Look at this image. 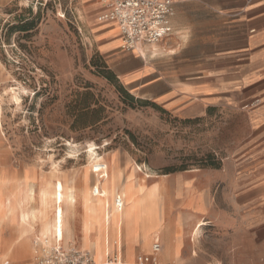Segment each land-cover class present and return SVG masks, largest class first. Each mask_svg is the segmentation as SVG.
<instances>
[{"label": "rangeland", "instance_id": "rangeland-1", "mask_svg": "<svg viewBox=\"0 0 264 264\" xmlns=\"http://www.w3.org/2000/svg\"><path fill=\"white\" fill-rule=\"evenodd\" d=\"M99 4L10 0L0 6V199L7 201L0 210V264L36 263L37 237L18 219L23 209L38 207L42 189L60 179L77 180L80 190L93 192L106 173L125 178L132 172L135 185L161 188L144 201L145 227L124 229L121 264H138L139 256L149 255L156 231L162 251L171 252L164 262L160 252L157 264H247L257 255V243H264V178L246 146L253 121L226 107L187 118L144 97L161 86L134 96L148 69L132 52H100V41L114 29L99 21ZM183 11L189 15L179 25L193 27L196 10ZM115 38L125 44L117 31ZM135 54L147 61L154 56ZM113 57L121 71L137 72L134 80L117 77ZM176 69L161 63L157 70L174 75ZM91 147L103 158L94 168ZM65 210L64 233L72 240L62 246L89 251L95 264H117L116 240L106 241L98 226L83 234L80 201L74 212ZM102 219L98 208L99 226ZM136 242L142 251L133 255Z\"/></svg>", "mask_w": 264, "mask_h": 264}, {"label": "crops", "instance_id": "crops-1", "mask_svg": "<svg viewBox=\"0 0 264 264\" xmlns=\"http://www.w3.org/2000/svg\"><path fill=\"white\" fill-rule=\"evenodd\" d=\"M9 1L0 0V6ZM172 2L169 20L173 32L168 37L156 44H140L133 50H127L123 48L121 40L115 38V32L119 33L118 28L109 24L107 28L114 30L107 32L100 41V52H123L115 57L132 52L130 55L141 59L148 69L146 83L135 87L133 95H142L143 89L161 86V91L146 93L144 97L154 104L176 110L187 118L205 115L209 109L215 107L244 111L254 123L251 136L246 142L247 150L254 154V163L264 178V0ZM191 6L196 10L193 13L195 23L193 27H183L179 25L178 20L189 15L183 9ZM97 9H103L100 14L105 12L104 5L99 4ZM146 51L154 52L155 57L152 56L147 61L143 56L135 54ZM156 52L167 54L159 56ZM115 57L111 58L114 61L113 71L121 81L130 83L135 79L137 72L121 71ZM161 63L176 67L177 72L174 75L162 74L157 70ZM248 182L246 181L245 185ZM198 197L199 193L195 198ZM81 226L85 234L84 212ZM157 242L161 243L155 240L154 244ZM61 243L63 244V241ZM257 245V255L248 260L247 264H264V250H260L264 243L259 242ZM153 246L149 255H153ZM70 247L76 248H64ZM162 248L161 245V250ZM131 250L135 255L136 251H142V248L139 244H134ZM128 252L129 246L125 245L124 259L128 257ZM159 253L155 254L157 261L160 259ZM5 261L27 264L10 259L3 260L1 264ZM28 264H33V261Z\"/></svg>", "mask_w": 264, "mask_h": 264}, {"label": "bare ground", "instance_id": "bare-ground-1", "mask_svg": "<svg viewBox=\"0 0 264 264\" xmlns=\"http://www.w3.org/2000/svg\"><path fill=\"white\" fill-rule=\"evenodd\" d=\"M138 53L145 55V52ZM90 157L92 159L90 164L91 168L97 167L103 161V158L99 157L93 147L90 149ZM133 176V172L130 176L127 174L125 178L124 175L111 177L106 173L97 182L95 191L93 192L80 190L77 180L72 183H66L59 179L49 189H42L38 207L32 206V209H23L19 214L18 220L21 223L29 225L31 231L37 237V242L42 243L44 246H52L56 241H70L72 240L71 233H68L67 238L64 233L65 208L67 207L69 212H74L79 200L85 213V236L90 233L94 226H98L99 231L102 229L104 231L103 238L106 241L116 240L118 242L119 255L118 262L116 263L121 264L122 253L120 241L122 242L124 229L134 224L142 226L143 228L145 227L148 212L144 207V201L146 198L155 197L161 188V185H157L153 189L148 190L143 183L135 185L133 183ZM119 198L124 202L121 209L118 206ZM34 199L35 193L32 190L28 200L33 202ZM6 203V200L0 199V210L7 208ZM98 208L102 210L103 217L100 226L97 221ZM201 226L202 224L199 225V227ZM37 228L39 229L37 230ZM152 238L160 241L161 233L158 231L154 232ZM137 241L139 240L137 239ZM160 252L163 262L167 257L171 256L170 251L164 252L161 250ZM98 263L107 264L105 262Z\"/></svg>", "mask_w": 264, "mask_h": 264}, {"label": "built area", "instance_id": "built-area-1", "mask_svg": "<svg viewBox=\"0 0 264 264\" xmlns=\"http://www.w3.org/2000/svg\"><path fill=\"white\" fill-rule=\"evenodd\" d=\"M105 12L99 17L104 24L118 28L125 43L123 48L133 50L140 44H156L172 33L169 14L173 6L172 0H101ZM124 202L118 199L121 209ZM60 241L52 246L41 247V254L36 257L35 264H95L94 257L89 251L76 248H64ZM40 245V246H39ZM161 251L160 243L153 246V255H142L137 259L138 264H157L155 254ZM39 252L36 251V254ZM3 264H12L5 261ZM112 264V263H107Z\"/></svg>", "mask_w": 264, "mask_h": 264}, {"label": "trees", "instance_id": "trees-1", "mask_svg": "<svg viewBox=\"0 0 264 264\" xmlns=\"http://www.w3.org/2000/svg\"><path fill=\"white\" fill-rule=\"evenodd\" d=\"M125 97H126V100H128L129 102H134L135 101V98L133 96H131L130 94L128 93H125ZM100 120H98L97 122H99Z\"/></svg>", "mask_w": 264, "mask_h": 264}]
</instances>
